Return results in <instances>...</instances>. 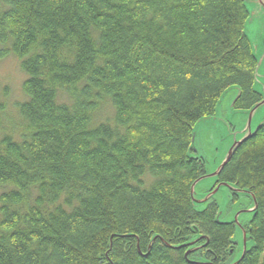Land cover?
Here are the masks:
<instances>
[{"label":"trees","instance_id":"obj_1","mask_svg":"<svg viewBox=\"0 0 264 264\" xmlns=\"http://www.w3.org/2000/svg\"><path fill=\"white\" fill-rule=\"evenodd\" d=\"M247 17L240 0H0V61L26 77L18 130L0 103V264H230L234 224L192 205L190 145L227 89L235 110L261 100ZM218 183L255 198L239 264H264V126Z\"/></svg>","mask_w":264,"mask_h":264},{"label":"rangeland","instance_id":"obj_2","mask_svg":"<svg viewBox=\"0 0 264 264\" xmlns=\"http://www.w3.org/2000/svg\"><path fill=\"white\" fill-rule=\"evenodd\" d=\"M248 10L245 31L260 62L254 89L264 94V11L253 3L248 5ZM25 79V75L20 70L19 61L13 55H8L0 61V103L5 107L1 128L7 132L18 130L16 125L19 126L21 123L16 105L26 100L21 90ZM235 96L234 90L226 91L216 106L214 114L201 119L192 127L195 136L192 157L198 156L204 159L207 174L217 169L226 154V148L239 138L244 128L250 126L254 129L264 122V105L250 116L246 111H235L231 108ZM111 116V107L105 104L101 118H111ZM212 185L213 182L209 179L199 182L194 191L195 199H204L213 194V191L210 192ZM1 192L3 190L0 189ZM210 201L216 202L221 222H237L244 227L251 219L248 213L251 202L245 195L239 194L237 201L233 202L232 193L221 187L207 203ZM207 203L202 205L201 209H204ZM233 241L236 249L231 261L238 258L243 251V234L239 226L235 227Z\"/></svg>","mask_w":264,"mask_h":264},{"label":"water","instance_id":"obj_3","mask_svg":"<svg viewBox=\"0 0 264 264\" xmlns=\"http://www.w3.org/2000/svg\"><path fill=\"white\" fill-rule=\"evenodd\" d=\"M247 12V14L249 15V10H248V5L252 3L253 4H257L261 10L264 11V0H240ZM249 3V4H247ZM248 20V17L246 19V21ZM246 21L244 23V27H243V34L245 35L250 47H251V50H252V54H253V57L254 59L256 60V63H257V66H256V69H255V73H254V81H253V90L258 93L260 96H261V100L256 103L255 105H253L250 109L248 110H235L234 109V104L236 103V101L238 100V98L240 97V90L239 88L237 87H232V88H229L227 89L226 91L228 90H234L236 92V96L231 104V108L235 111H246L250 114V116L258 109L260 108L261 106L264 105V94L256 91L254 89V84L256 83V80H257V73H258V70H259V66H260V62H259V59L256 57L255 55V51L250 43V40H249V37L245 31V25H246ZM225 91V92H226ZM224 92V93H225ZM224 93L221 95V97L224 95ZM220 97V99H221ZM219 99V101H220ZM218 101V103H219ZM217 103V105H218ZM216 105V106H217ZM216 108V107H215ZM203 119V118H202ZM201 120V119H200ZM198 120V121H200ZM197 121V122H198ZM196 122V123H197ZM264 126V122L263 123H260L258 124L254 129H251L250 126L244 128V130L242 131V133L240 134L239 138L234 140L227 148H226V154L225 156L223 157V159L220 161V164L219 166L217 167L216 170H214L211 174H207L200 177L199 179H197L191 186V189H190V196H191V202H192V205L195 209V211L197 212H200L204 209H201L202 205L206 204L209 199H211L212 195L214 193H216L218 191L219 188L221 187H224L225 189H227L228 192H231L232 194H236V195H239V194H242V195H245L246 197L249 198L250 202H251V205H250V208H249V211L248 213L251 215V218L253 216V214L255 213L256 211V200L255 198L253 197L252 194L248 193L247 191H242V190H239L238 188H236L235 186L233 185H230V184H225V183H218V177L220 175V172L222 171V169L230 162L231 158L233 157L234 153L236 152V150L242 145L244 144L246 141H248L250 138H252L255 133L261 128ZM195 142V136L193 134V131H192V134H191V145H190V150L193 151V144ZM195 152V151H194ZM193 159L195 160H199V161H202L203 164L205 165V161L202 157H193ZM205 179H209V180H212L213 182V185H212V188H211V191H213V194L211 193L210 195H208L207 197H205L204 199H200V200H197L195 199L194 197V191H195V187L196 185L201 182L202 180H205ZM216 220L219 224H231L233 223L234 224V230H235V227L236 226H239V228L241 229L242 231V234H243V251L241 253V255L238 257V258H234V260L230 263V264H239L240 261L243 259L244 257V254L246 252L247 249H250L251 246H252V241H248L249 237L247 236L246 234V231L244 229L243 226H240L237 222H221L220 221V213L217 214V217H216ZM250 221V220H249ZM235 232V231H234ZM202 239H205L206 240V237H203V236H200V237H197L196 239H194L193 241H191L190 243L186 244L185 246H182V247H191L193 245H195L198 241L202 240ZM207 245V240H206V243L198 248H192L190 250H188L185 254V257H187L190 253L198 250L199 248H202V247H205ZM190 264H211V263H204V262H198V263H194V262H189Z\"/></svg>","mask_w":264,"mask_h":264},{"label":"flooded vegetation","instance_id":"obj_4","mask_svg":"<svg viewBox=\"0 0 264 264\" xmlns=\"http://www.w3.org/2000/svg\"><path fill=\"white\" fill-rule=\"evenodd\" d=\"M235 244V243H234ZM199 245V244H198ZM197 246V245H196ZM236 247V244L234 245ZM197 251V250H196Z\"/></svg>","mask_w":264,"mask_h":264}]
</instances>
